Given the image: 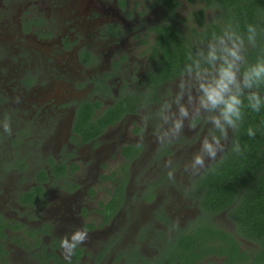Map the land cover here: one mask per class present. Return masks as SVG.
<instances>
[{"label": "flooded vegetation", "instance_id": "af4514ba", "mask_svg": "<svg viewBox=\"0 0 264 264\" xmlns=\"http://www.w3.org/2000/svg\"><path fill=\"white\" fill-rule=\"evenodd\" d=\"M179 7L172 18L154 0H0V124L12 129L0 127V264H180L170 261L171 246L198 226L228 237L197 243L192 264L218 256L219 246L251 243L200 206V180L226 154L233 131L225 152L197 175L184 169L201 139H223L205 119L186 122L171 143L155 139L162 101L177 96L197 64L208 68L199 42L194 68L169 78L156 65L155 29L171 25L195 39L196 28L176 22ZM110 110L117 115L108 119ZM186 201L201 214L187 225ZM81 228L88 240L68 256L62 242Z\"/></svg>", "mask_w": 264, "mask_h": 264}, {"label": "trees", "instance_id": "16d2710c", "mask_svg": "<svg viewBox=\"0 0 264 264\" xmlns=\"http://www.w3.org/2000/svg\"><path fill=\"white\" fill-rule=\"evenodd\" d=\"M200 1L203 8L192 16L202 30L190 31L194 41L171 25L155 29L157 44L162 50V56L155 60L162 75L172 78L179 71L194 68L198 60L197 42L201 46L207 45L209 41H218L225 32L244 34L248 24L257 27V43L255 48L250 45L246 48V61L252 63L264 58V0H187L190 4ZM154 3L164 5L168 17H176L179 3L175 0H154ZM206 10L216 13V18L208 23L202 19ZM259 91L264 94V85ZM243 111L244 119L238 130L232 132L228 151L200 180V206L209 215L225 212L230 216L236 234L257 246L254 251H242L237 244L230 250L217 247L218 255L226 253L229 256L227 264H264V105L259 112H254L244 99ZM107 113L108 119L117 115L115 110ZM250 127L256 133L255 138L247 134ZM233 141L240 144L239 154L232 150ZM227 237L225 231L198 226L192 234L177 238L172 244L173 259L170 261L179 259L180 264H192L197 258L193 249L197 243L202 246L207 240H226Z\"/></svg>", "mask_w": 264, "mask_h": 264}, {"label": "clouds", "instance_id": "9594fccd", "mask_svg": "<svg viewBox=\"0 0 264 264\" xmlns=\"http://www.w3.org/2000/svg\"><path fill=\"white\" fill-rule=\"evenodd\" d=\"M245 41L255 48L257 43V27L248 24L244 34L235 31L225 32L218 38L219 47H209L206 63L207 69H199L179 85L176 98L171 103H166L163 115L160 116V124L155 131L157 143H171L185 129L186 122L194 118L206 119L207 123L221 133L223 139L209 135L200 141L197 152L192 155L185 171L191 175H197L207 166V162L215 161L225 152L229 142V130H238L244 119V99L247 107L254 112H259L264 105V94L259 91L264 85V58H258L255 62L247 63ZM247 65L246 67H243ZM141 123L145 130L149 121L141 116ZM3 132L11 135L12 129L9 122L0 124ZM247 134L255 138V131L248 128ZM232 150L241 152L238 141L232 142ZM173 161H165V168L171 169ZM170 180L174 179V172L167 173ZM88 240V233L84 229H76L71 234V243L65 239L62 247L70 256L75 248Z\"/></svg>", "mask_w": 264, "mask_h": 264}, {"label": "rangeland", "instance_id": "374dc122", "mask_svg": "<svg viewBox=\"0 0 264 264\" xmlns=\"http://www.w3.org/2000/svg\"><path fill=\"white\" fill-rule=\"evenodd\" d=\"M177 2H179L180 7L177 11V20L176 22L179 24V26L184 30H190L191 28H196V20L195 18L192 16L193 13H196L199 9L203 8V3L200 1L199 3H188L187 0H176ZM19 3H15V4H11L9 5V16L12 20L15 19V10H18L19 8ZM42 14H45L46 11L42 10L41 12ZM216 18V13L212 10H206L205 11V15H204V21H207V19L211 20V19H215ZM5 38L9 39L10 41H12L13 38L9 37V36H5ZM212 45H219L218 41L217 42H209L206 46H205V50H209V47ZM220 46V45H219ZM217 46V47H219ZM249 45L247 44V42H245V50ZM176 98V97H175ZM175 98L172 99H164L162 101V106H165L166 103H171ZM205 123H207L206 119H205ZM186 204H188V208L192 210L193 214L190 215L189 217L185 218V221L183 224H190L193 222V220L195 219V217H197L198 215H201L199 212L196 211V208L194 207V203L193 201H186ZM173 211V210H172ZM143 213V212H142ZM176 213V212H175ZM146 215L148 216V214L146 213ZM143 216H145V214L143 213ZM214 223L223 228V229H227L231 226V218L229 215H227L226 213H220L218 215H215L212 217ZM145 220V219H144ZM233 224V222H232ZM234 228V229H233ZM231 230H234L235 232V227L233 224V227L231 228ZM172 231V230H171ZM169 229V232H171ZM236 233V232H235ZM175 232H172L171 235H174ZM244 240V239H243ZM240 244V246H239ZM239 244L237 243L238 247L240 250L242 251H254L257 249V246L253 243H246L244 241H240L239 240ZM213 246L215 247V243L213 244ZM241 247V248H240ZM217 255V254H216ZM141 256L143 257H148L149 256V252H145L142 253ZM215 256V255H211V254H204L203 257H201L199 259V261H197L195 264H227L226 259L224 260V258L221 256L219 257ZM236 264H240V263H236Z\"/></svg>", "mask_w": 264, "mask_h": 264}]
</instances>
